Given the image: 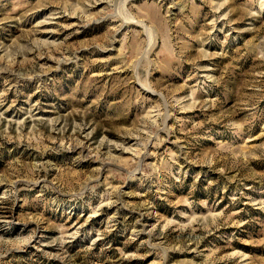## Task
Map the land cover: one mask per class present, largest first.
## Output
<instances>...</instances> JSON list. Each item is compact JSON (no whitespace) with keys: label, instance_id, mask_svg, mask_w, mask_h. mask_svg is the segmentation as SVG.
<instances>
[{"label":"rangeland","instance_id":"1","mask_svg":"<svg viewBox=\"0 0 264 264\" xmlns=\"http://www.w3.org/2000/svg\"><path fill=\"white\" fill-rule=\"evenodd\" d=\"M0 264H264V0H0Z\"/></svg>","mask_w":264,"mask_h":264}]
</instances>
